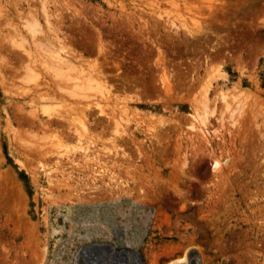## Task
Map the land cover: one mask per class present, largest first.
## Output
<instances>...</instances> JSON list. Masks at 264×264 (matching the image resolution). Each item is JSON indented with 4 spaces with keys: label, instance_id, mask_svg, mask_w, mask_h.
<instances>
[{
    "label": "rangeland",
    "instance_id": "obj_1",
    "mask_svg": "<svg viewBox=\"0 0 264 264\" xmlns=\"http://www.w3.org/2000/svg\"><path fill=\"white\" fill-rule=\"evenodd\" d=\"M91 246L264 264V0H0V264Z\"/></svg>",
    "mask_w": 264,
    "mask_h": 264
},
{
    "label": "bare ground",
    "instance_id": "obj_2",
    "mask_svg": "<svg viewBox=\"0 0 264 264\" xmlns=\"http://www.w3.org/2000/svg\"><path fill=\"white\" fill-rule=\"evenodd\" d=\"M31 55V54H30ZM57 58V57H56ZM59 61L62 63L64 62L63 61V58H62V61H61V58L58 57ZM58 62V61H57ZM56 63V62H55ZM54 63V64H55ZM66 62H64L65 64ZM58 64V63H57ZM56 64V65H57ZM63 64V63H62ZM55 65V66H56ZM66 65V64H65ZM59 66V65H57ZM59 70H61V68H58ZM56 69V70H58ZM63 70V69H62ZM66 70V69H65ZM29 71H32V70H29ZM101 71V70H100ZM100 74V73H99ZM83 82V81H82ZM90 82V81H89ZM86 83V82H85ZM100 84V83H99ZM74 85V83H73ZM77 85V84H76ZM88 84L84 85V86H88ZM85 87V88H86ZM91 87V86H90ZM99 87V86H98ZM88 88V87H87ZM94 88V84H93V87ZM67 89V88H66ZM91 89V88H90ZM88 89V90H90ZM83 90V89H82ZM87 90V89H85ZM92 90V89H91ZM75 92V91H74ZM85 92V91H84ZM75 94V93H73ZM78 94V93H77ZM86 99V98H85ZM206 105V104H205ZM84 127V125H83ZM86 127V126H85ZM86 132V131H85ZM63 156V155H62ZM60 160V159H59ZM63 160V159H62ZM70 208V207H69ZM69 211V210H68ZM118 212V211H117ZM148 221V217L146 218L144 224H146ZM57 233V230H53V234ZM129 244V242H128ZM187 249V248H186ZM188 250V249H187ZM187 250L184 251L182 257L175 259L173 260L172 262L169 261V263H165V264H189V256H188V253ZM95 252H105V255H102V256H97L95 254ZM113 253V254H112ZM115 253V254H114ZM99 255V254H98ZM82 260L84 262V264H118V263H126V264H142L144 262L145 264V256L143 254H141L140 256L139 255H135L131 250L130 251H121V252H114V250L112 248H103L101 246H91V247H88L85 252L82 254ZM153 262V261H152ZM171 262V263H170ZM76 264H80V260H76ZM152 264H159L158 262L157 263H152Z\"/></svg>",
    "mask_w": 264,
    "mask_h": 264
},
{
    "label": "clouds",
    "instance_id": "obj_3",
    "mask_svg": "<svg viewBox=\"0 0 264 264\" xmlns=\"http://www.w3.org/2000/svg\"><path fill=\"white\" fill-rule=\"evenodd\" d=\"M220 163L219 162H212L211 163V170H212V174L214 175L217 171V169L220 167Z\"/></svg>",
    "mask_w": 264,
    "mask_h": 264
}]
</instances>
